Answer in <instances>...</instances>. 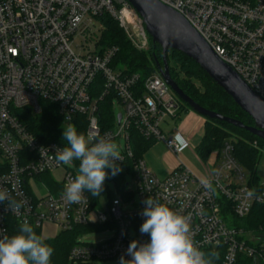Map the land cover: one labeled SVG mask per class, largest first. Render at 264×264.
Listing matches in <instances>:
<instances>
[{
  "label": "built area",
  "instance_id": "obj_1",
  "mask_svg": "<svg viewBox=\"0 0 264 264\" xmlns=\"http://www.w3.org/2000/svg\"><path fill=\"white\" fill-rule=\"evenodd\" d=\"M158 1L182 15L264 101V0ZM104 15L118 23L136 49L149 50L142 18L126 0H0V190L23 201L19 214L8 201L0 202V237H11L12 222L21 227L27 221L40 231L54 226L59 232L100 226L97 232L111 235L88 243L83 240L92 231L81 234L69 252L70 263L131 259V241H150L140 226L146 219L144 201L151 197L190 218L194 245L204 254L217 251L222 264H264V214L251 218L256 205L264 206L259 163L255 173L248 171L227 142L203 163L211 166L206 179L185 166L178 157L183 147L179 131L166 136L160 127L178 115L177 95L160 73L143 79L112 66L119 48L101 41ZM105 99L113 111L115 100L122 106L120 121L116 113L111 121L100 116ZM45 103L55 106L64 125L75 126L78 117H85V135L119 145L121 170L112 176L107 169L99 196L85 191L79 203L65 199V185L75 178L79 161L57 163L56 150L67 144L36 135L23 118L27 110L40 115ZM134 136L152 144L161 141L176 157L166 177L159 178L143 157H136ZM60 171L59 179L54 174ZM255 174L260 177L256 184ZM111 181L120 200H114ZM128 201L134 210L123 209Z\"/></svg>",
  "mask_w": 264,
  "mask_h": 264
},
{
  "label": "trees",
  "instance_id": "obj_2",
  "mask_svg": "<svg viewBox=\"0 0 264 264\" xmlns=\"http://www.w3.org/2000/svg\"><path fill=\"white\" fill-rule=\"evenodd\" d=\"M101 20L104 23V30L101 41L105 45L117 46L119 48L114 60L113 67L118 65L124 69L126 74H140L142 78L159 73L156 66L158 61L163 67L162 49L158 44L152 42L150 38V48L147 51L136 49L124 34L118 23L108 15H104ZM173 54L180 68V77L176 69L170 64V58L167 53V62L169 73L172 80L178 85L185 95L190 97L195 103L201 107L216 112L218 114L237 119L245 125L253 126L254 122L244 111H242L212 79L197 65L192 59L176 50H169ZM197 81L199 86L194 83ZM110 100L105 99L101 103L100 116L106 119H113L114 111L111 108ZM181 104V103H180ZM191 109L188 105L181 104L180 111L175 119L180 118L183 111L189 112ZM23 118L29 124L30 128L36 135L44 136L48 141H62L67 144L63 138L60 129L61 119L56 113L54 105L45 103L42 113L38 116L31 114L30 110L24 113ZM85 117L76 119L75 127L78 132L84 133L87 128ZM107 127H110L108 124ZM136 135V134H135ZM134 152L136 157H143V154L150 148L152 142L134 136ZM229 142L233 145L234 154L237 160L248 170L255 173L257 164L260 162V150L264 149V141L251 133L229 125L219 120H205L203 125V134L200 144L196 148L197 155L203 162H206L210 154L220 149L225 143ZM258 145V148L254 144ZM255 184L259 182L260 177L255 174ZM264 214V206L256 205L251 213V218L258 219L260 214ZM20 228L17 224H11V236L19 234ZM34 231L41 235L39 229L33 228ZM102 227H78L71 231H62L54 238H43L44 242L53 248V255L50 264H71L69 261V252L77 243L78 237L86 232L100 230ZM205 258L210 264H222L217 251L212 249L205 250ZM243 264H249L244 260Z\"/></svg>",
  "mask_w": 264,
  "mask_h": 264
},
{
  "label": "clouds",
  "instance_id": "obj_3",
  "mask_svg": "<svg viewBox=\"0 0 264 264\" xmlns=\"http://www.w3.org/2000/svg\"><path fill=\"white\" fill-rule=\"evenodd\" d=\"M63 138L67 145L55 152L57 163L72 165L79 161L77 174L65 185L64 197L69 203H79L88 191L93 197L103 192L105 180L121 170L116 161L122 160L118 145L111 139L78 132L72 124L64 127ZM251 197L253 192H249ZM8 201L11 211L19 214L23 201L10 199L6 190H0V202ZM142 215L146 217L140 226L142 234L150 241L130 242L127 255L119 264H210L205 254L193 242L190 218L148 197ZM53 248L42 236L24 221L19 234L0 237V264H50Z\"/></svg>",
  "mask_w": 264,
  "mask_h": 264
},
{
  "label": "water",
  "instance_id": "obj_4",
  "mask_svg": "<svg viewBox=\"0 0 264 264\" xmlns=\"http://www.w3.org/2000/svg\"><path fill=\"white\" fill-rule=\"evenodd\" d=\"M142 18L145 30L153 43L162 49L163 67L156 66L160 75L175 94L195 113L209 119L219 120L243 129L264 141V101L241 79V77L204 41L187 20L172 8L158 0H126ZM169 50H176L192 59L234 103L254 122L253 126L213 111H209L185 95L172 80L167 62ZM121 114H118V121Z\"/></svg>",
  "mask_w": 264,
  "mask_h": 264
},
{
  "label": "rangeland",
  "instance_id": "obj_5",
  "mask_svg": "<svg viewBox=\"0 0 264 264\" xmlns=\"http://www.w3.org/2000/svg\"><path fill=\"white\" fill-rule=\"evenodd\" d=\"M124 32V31H123ZM126 35V33L124 32ZM127 37V35H126ZM168 56L170 58V64L173 68L176 69L177 73H179L180 77H183L184 74L181 73L180 68L175 60H173L174 56L171 52H168ZM119 69L122 68L121 66H117ZM196 85L199 86L197 81H194ZM177 100L184 104L183 101L177 96ZM192 111V110H190ZM189 111V112H190ZM123 112L122 106L115 100L114 104V113L119 114ZM183 111L180 114V118L173 119L171 117H167L165 122L161 123V129L163 134L169 136L170 134H176L178 131L180 132V128L187 127V132L183 133L184 138L182 139L183 147L178 153L179 159L182 163L187 166L194 174H196L200 179L204 180L207 178L206 170H211V166L209 163L204 165L201 158L197 155L196 148L200 144L202 139V128H203V120L205 121L207 118L195 113L194 114ZM195 115V116H193ZM201 119V121H197L195 119ZM205 123V122H204ZM64 125L61 122L60 129L63 133ZM121 143L124 145V140H121ZM118 145V144H117ZM119 147V145H118ZM143 160L145 161L146 165L150 170H152L159 178L163 179L166 177L167 171L174 168L177 165L176 157L170 153L163 142L157 141L150 146V148L143 154ZM206 168V169H205ZM264 155L260 158V162L257 167V173L261 177V180L264 182ZM61 171L54 174L55 177L61 178ZM126 182L130 183L131 189H135L132 184V178L129 175H126ZM111 192L115 195L114 200H120L117 193V185L115 182L108 183ZM133 200L135 201L136 205L140 204V197L137 192L133 195ZM124 210H134V206L130 204V202H125L122 204ZM59 233V229L54 226H44L41 229V235L43 238H54ZM111 235V233H99L97 230L92 231L84 238V242L94 243L98 241L100 238L106 235ZM95 264H119V261L115 260H108V261H101L96 262Z\"/></svg>",
  "mask_w": 264,
  "mask_h": 264
},
{
  "label": "crops",
  "instance_id": "obj_6",
  "mask_svg": "<svg viewBox=\"0 0 264 264\" xmlns=\"http://www.w3.org/2000/svg\"><path fill=\"white\" fill-rule=\"evenodd\" d=\"M191 112H192V114H194L193 111H190L189 113H191ZM193 116H195V115H193ZM195 119H196L197 121H201V119H197V117H195ZM204 122H205V121L203 120V125H204ZM186 130H187V127H185V126L182 127V128H180V132H179V134H180V139H181L182 142H183L182 139L184 138L183 133H186V132H187ZM202 133H203V128H202ZM170 170H171V169H170ZM168 172H169V171H167V174H168ZM167 174H166V175H167ZM59 233H60V232H59ZM59 233H58V234H59ZM58 234H57V235H58ZM57 235H56V236H57Z\"/></svg>",
  "mask_w": 264,
  "mask_h": 264
}]
</instances>
